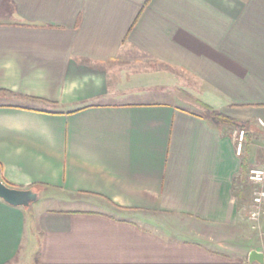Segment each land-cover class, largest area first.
<instances>
[{
	"label": "crops",
	"instance_id": "1",
	"mask_svg": "<svg viewBox=\"0 0 264 264\" xmlns=\"http://www.w3.org/2000/svg\"><path fill=\"white\" fill-rule=\"evenodd\" d=\"M255 167L264 0H0V264H259Z\"/></svg>",
	"mask_w": 264,
	"mask_h": 264
},
{
	"label": "built area",
	"instance_id": "2",
	"mask_svg": "<svg viewBox=\"0 0 264 264\" xmlns=\"http://www.w3.org/2000/svg\"><path fill=\"white\" fill-rule=\"evenodd\" d=\"M233 138L235 143V153L237 156H241L245 132L243 130L235 131L233 133ZM247 179L251 184L256 186L253 192L250 209L248 211V219L253 224H257L264 213V169H249Z\"/></svg>",
	"mask_w": 264,
	"mask_h": 264
},
{
	"label": "water",
	"instance_id": "3",
	"mask_svg": "<svg viewBox=\"0 0 264 264\" xmlns=\"http://www.w3.org/2000/svg\"><path fill=\"white\" fill-rule=\"evenodd\" d=\"M38 198V193L31 189L11 188L0 180V200L12 207L29 208ZM249 261L264 264V255L253 251L249 255Z\"/></svg>",
	"mask_w": 264,
	"mask_h": 264
},
{
	"label": "rangeland",
	"instance_id": "4",
	"mask_svg": "<svg viewBox=\"0 0 264 264\" xmlns=\"http://www.w3.org/2000/svg\"><path fill=\"white\" fill-rule=\"evenodd\" d=\"M196 103V102H195ZM179 105H182V106H187L185 104H179ZM188 109L192 110V111H198L200 112L201 114H205L207 115V112H206V108H204L203 106L200 105V107H193V106H190L188 107ZM240 130H243L240 125L239 126H235L234 128V132L235 131H240ZM244 131V130H243ZM245 132V131H244ZM245 141V139H244ZM244 145H245V142L243 144V148H242V155L244 153ZM241 155V156H242ZM257 168V167H255ZM251 169V168H250ZM254 190H252V193L253 194ZM253 196V195H252ZM39 201H36L34 202L33 204H38ZM251 205V204H250ZM43 206V205H42ZM45 207H59L58 205L54 204V203H48V204H44ZM33 243L36 242V238L33 237ZM37 244L34 245V247H36ZM35 249L34 248H30V250H27L26 248H22L21 250V253L19 255V258H18V261L16 262V264H35L34 260H35Z\"/></svg>",
	"mask_w": 264,
	"mask_h": 264
},
{
	"label": "trees",
	"instance_id": "5",
	"mask_svg": "<svg viewBox=\"0 0 264 264\" xmlns=\"http://www.w3.org/2000/svg\"><path fill=\"white\" fill-rule=\"evenodd\" d=\"M202 106L204 108H206L207 118L210 119V121H212L214 124L223 123V124H229L231 126H239L238 123H236L234 120H232L231 118L221 114L220 112L212 110L211 108H209L206 105H202ZM6 186H8V185H6ZM29 189H32V188L30 187Z\"/></svg>",
	"mask_w": 264,
	"mask_h": 264
}]
</instances>
